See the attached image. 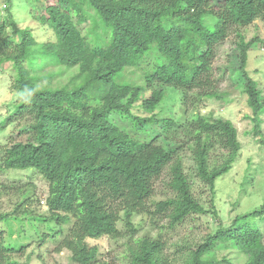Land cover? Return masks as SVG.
<instances>
[{"label":"trees","instance_id":"trees-1","mask_svg":"<svg viewBox=\"0 0 264 264\" xmlns=\"http://www.w3.org/2000/svg\"><path fill=\"white\" fill-rule=\"evenodd\" d=\"M5 1L12 6L13 0ZM41 1L30 14L52 31L53 41L37 45L30 31L19 28L7 3L0 22V70L4 63H11L16 75L10 88L24 95L14 105L13 114L33 121L32 142L6 149L0 173H39L48 184L49 216L31 219L60 225L72 221L56 251H68L75 264H107L98 259L97 247L86 240L118 237L116 225L121 217L132 231L133 215L147 214L154 225L165 217L166 229L172 231L187 217L207 213L191 194L177 150L133 137L116 121L129 122L133 128L141 122L173 131L180 127L176 121L155 115L165 89L180 94L186 114L202 100L222 99L227 94L217 89L213 77L215 47L234 34L252 132L260 134L264 96L246 69L248 52L259 40L247 41L239 28L264 21V0H223L218 8L211 0ZM87 20L89 40L78 27ZM31 56L37 58L33 72L25 68ZM76 66L75 77L83 76L82 83H53L64 69ZM46 67L49 72H43ZM134 67L144 71L142 86L114 80L125 68ZM136 107L149 116L135 114ZM191 118L195 124L186 147L197 177L213 191L216 179L229 172L240 155L237 130L229 120L207 121L199 114ZM214 150L226 154L221 164L210 166ZM166 169L165 191L171 194L155 200L154 184ZM12 189L2 186L0 198ZM23 203L14 212H0L10 240L14 221L21 227L26 219L31 221L24 212L16 214ZM212 213L217 217L216 211ZM263 222L264 197L258 208L236 216L227 227L219 223L215 232L192 246L190 264H230L217 260V249L237 251L245 258L243 264H264L259 227ZM1 237L0 264H28L15 255L25 247L7 244ZM164 248L160 234L140 237L126 244L124 256L128 264H169Z\"/></svg>","mask_w":264,"mask_h":264},{"label":"rangeland","instance_id":"rangeland-1","mask_svg":"<svg viewBox=\"0 0 264 264\" xmlns=\"http://www.w3.org/2000/svg\"><path fill=\"white\" fill-rule=\"evenodd\" d=\"M6 3L5 0H0V22L6 16L4 8L8 4ZM41 3V0H13L12 6L10 7L8 4L7 7L19 28L30 31L37 45L54 40L52 31L35 22L34 17L30 14L35 12L34 6L39 7ZM222 3L223 0H211V4L215 8L220 7ZM89 24L90 22L87 20L78 26L84 36H87ZM239 31L247 41L259 40L251 46L248 52L246 69L264 96V21L256 20L248 26L239 28ZM8 32L11 33L10 29ZM36 63L37 58L31 56L30 60L25 61V68L29 72H33ZM239 67V50L236 47L234 34H230L225 41L215 47V59L212 64L216 87L227 94L222 99L202 100L186 114L180 94L174 90L165 89L164 98L156 108L155 115L157 119L176 121L180 127L173 131L165 132L156 126L143 125L141 122L133 128L129 122L120 123L115 119L117 126L128 131L131 136L145 141L155 140L166 150H177V154L183 162V173L189 180L191 194L207 213L187 217L172 231L166 229L168 220L165 217L161 219L159 225H154L147 214L133 215L131 223L134 231L125 227L123 217H121L116 225L119 232L118 237L86 240L89 246L97 247L99 260L107 264H128L124 256L127 243L140 237L155 238L160 234L162 242L165 243L164 253L168 263L190 264L188 260L190 248L202 243L206 237L215 232L219 223L227 227L236 216L252 212L262 204L264 197V114L261 115L260 134L256 136L252 132L254 123L249 119L251 111L246 104L247 97L243 92L244 79ZM54 70L57 72L58 68ZM44 71L49 72V67L44 68ZM78 71V66L64 69L62 74L55 77L53 83L80 84L84 77L80 76L77 79L75 76ZM143 72L139 67L125 68L114 80L119 83L142 86L144 84ZM37 74V76L42 75V72ZM15 75L10 62L1 66L0 159L4 156L5 150L12 145L32 142V119L29 116L13 114L14 105L24 97L23 94L10 88ZM133 112L138 116H149L140 111L138 107ZM196 114L207 121L225 119L232 122L237 130L238 141L241 145L239 157L229 172L216 179L213 191L197 177L195 165L190 159V152L186 147L193 124H195L191 117ZM141 128L142 131H140ZM225 154L223 150H214L209 158L210 166L221 164ZM168 178L169 173L166 169L154 184L155 196L153 199L160 200L171 194L165 191ZM2 186L8 188L14 186L15 189L8 190L0 198V212H14L16 205L24 202L16 214L21 216V212H24L22 214L27 215L31 220L28 222L26 219L22 227L21 224L18 225L14 221L15 233L11 240L8 237L7 224L0 222V236L5 243L25 247L23 252L15 255L20 256L22 261L28 264H75L71 261L68 251L64 249L56 251L58 242L64 237L72 221L60 225L56 224L57 221L40 224V222L31 219V217L49 216L46 206L48 184L45 179L35 170H10L0 173V188ZM24 193L26 196L23 197ZM212 211H216L217 217L213 215ZM157 217L160 218V215ZM162 225L165 227L161 230L160 226ZM50 227L56 230L50 231ZM259 227L264 242V222L260 223ZM54 235L55 237H53ZM42 237L43 239L40 241ZM215 256L217 260L225 259L230 264H243L245 261V258L233 249H217Z\"/></svg>","mask_w":264,"mask_h":264},{"label":"built area","instance_id":"built-area-1","mask_svg":"<svg viewBox=\"0 0 264 264\" xmlns=\"http://www.w3.org/2000/svg\"><path fill=\"white\" fill-rule=\"evenodd\" d=\"M5 7V6H4Z\"/></svg>","mask_w":264,"mask_h":264}]
</instances>
